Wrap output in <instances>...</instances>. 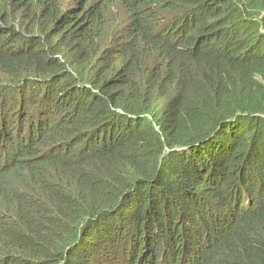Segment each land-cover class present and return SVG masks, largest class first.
I'll use <instances>...</instances> for the list:
<instances>
[{"label":"trees","instance_id":"16d2710c","mask_svg":"<svg viewBox=\"0 0 264 264\" xmlns=\"http://www.w3.org/2000/svg\"><path fill=\"white\" fill-rule=\"evenodd\" d=\"M0 264H264V0H0Z\"/></svg>","mask_w":264,"mask_h":264}]
</instances>
